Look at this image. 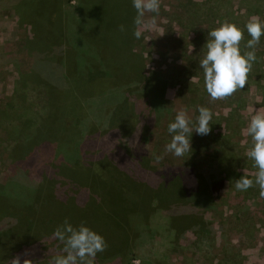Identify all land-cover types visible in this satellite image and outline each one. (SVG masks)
Wrapping results in <instances>:
<instances>
[{
	"label": "trees",
	"instance_id": "obj_1",
	"mask_svg": "<svg viewBox=\"0 0 264 264\" xmlns=\"http://www.w3.org/2000/svg\"><path fill=\"white\" fill-rule=\"evenodd\" d=\"M72 2H77L80 10L76 19L70 18L67 13ZM12 9L17 17L20 20H26L29 26L26 48L29 56L35 60L34 68L30 72L20 75L18 84L20 83L19 86L22 89L33 90L36 96L43 97L44 101L39 125L31 129L29 142L24 144L28 146V150L26 151L23 146H19V148L24 149L22 157L26 158L38 155V152L45 148H52L50 147L52 143H56L58 148L57 153L51 149L50 152L48 151L49 157L39 174L42 181H40L41 188L38 187L33 192L34 198L36 196L41 198L40 202H37V199L35 201V204L39 203V210L36 211L32 206H28L22 201L18 203L16 210L19 217H24V222L18 221L16 218V222L20 224L15 226L13 232L24 230V234H30L35 230L33 233L36 234L38 231L39 233L43 231V235L51 236L50 239H53L54 230L57 226L62 225L66 218L69 221L70 214L72 217L77 214L82 216L81 222L84 218L88 220L89 218L84 215V213L88 215L84 207H88L90 203L97 204L99 202V196L96 193L100 194L102 198L101 192H95L94 183L89 187L85 186L88 185L87 183L80 185L75 182V176L81 174L82 179L87 180L89 176L94 175L97 181H104L102 189L109 190V192L121 191V177L125 176L132 184L144 187L152 195L149 197L140 196L141 201L138 200L140 202L133 201L120 208L119 213H116L115 210L105 213L107 222L99 225L104 228L107 226L110 230L117 232V237L119 236L115 240L117 243L111 247L114 252H119L121 246L127 248L128 240L121 234L126 232L128 216L136 207V203H139V206H144L147 215L151 212V208L157 209L165 215V219L169 222V229H166V232L172 233L170 244L176 240L180 233L189 231L198 239L197 242L200 245L207 249L211 246L214 247V242L217 239L216 232L210 222L204 218L201 209L209 203L208 201L215 199L212 197V193L216 192L217 186H220L225 171L223 168L214 169L211 163L205 165V168L203 165L198 166L199 160H207L204 151L198 147L201 135L193 139L190 137L191 152L181 157L183 163L176 171H173V168L168 166L169 164L164 167L166 161L163 159L159 161L154 159L153 163L147 160L144 165L140 164L136 159L124 155L122 146L118 145L110 151L114 152L115 156L103 147L95 152L91 150L93 145L90 144V137L96 141L103 129L106 130V133H110L109 136L121 140L118 135L119 132L121 133V128L110 125L115 123L111 118L114 115L119 116L123 111L128 110L130 118L132 116L135 122L139 121L140 129L137 130L140 135L153 133L155 125L161 118L170 116L165 121L166 131L168 124L173 122L172 111L170 107H167L168 102L164 101L168 78H165L159 69H150L148 74L143 70L142 65L149 57L154 43L152 37L150 36L148 39L145 32L139 40L133 36V19L136 11L132 6V0H15ZM251 9L253 8L251 7ZM234 11L240 14L238 8H235ZM249 13L250 17L256 16L257 10H250ZM197 14L190 16L189 21L199 20ZM201 19L205 18L202 16ZM217 20L218 23L212 19L209 20L205 28L202 29V35L194 36V42H197L192 55L194 59L190 58L186 61L193 63L190 65V69H197L198 74H188V78H195L194 81L184 80L178 91L180 97L188 94L189 99H196L199 106L204 107L211 103V99L204 88V74L199 67V61L203 58L202 53L206 52L205 44L208 32L225 20L236 24L244 31V39L240 43L241 54L250 50L246 48V43L251 37L245 28L249 19L245 20L246 22H240L238 18H233L229 14L228 17L223 15L220 20L218 18ZM188 24L193 25L190 22ZM120 25H124L123 32L120 31ZM72 26L77 35V40L74 43L70 37ZM182 37L185 38V35ZM186 45L191 47L190 43ZM188 46L186 47L188 48ZM256 56L257 60L253 63L252 70L248 75L247 84L250 85L258 83L254 70L255 66L261 67L264 62V36H261L260 43L257 45ZM39 65L42 71L35 70ZM49 68L58 70V75L51 74L48 71ZM169 71L175 73V78H181L179 69ZM241 90L227 98L230 101L229 105H235L237 108H240L241 104L244 105ZM17 92L22 95L19 90ZM104 101L110 106L106 109L109 111L110 117L108 116L101 122L96 114H100L98 112H100ZM87 108H89L88 112L95 116V120L98 119V124L103 127L102 130L94 120L90 121L87 118ZM144 112H149L146 114L148 116H140ZM196 112V115L193 114L194 119L198 115L197 108ZM215 124L212 120L211 127ZM17 127L22 134H26L32 128L28 120L19 121ZM115 128L118 130L117 132L114 131ZM128 134V132L124 134L127 139L120 144L124 145L127 151L128 142L131 140V136L127 137ZM165 135H168L169 139L172 137L168 131ZM221 136L225 137V135ZM209 138L213 139L214 137L209 136ZM114 142L117 143L116 140ZM189 154L194 157V160L187 162ZM117 155L119 160L116 158ZM120 156L123 157V162L128 164H123L120 161ZM131 158L133 161H127ZM64 163L71 165L66 166ZM105 163L108 165L105 166ZM250 165L255 169L251 159ZM109 166L113 170L104 176V180L103 176H95V174L104 175V171ZM197 167L199 172L194 171ZM24 168L30 172L34 170L31 163L26 164ZM100 168L103 172L99 170ZM243 176L254 178V174ZM66 178L70 179V183L64 182ZM231 181L232 179L230 183ZM79 182L82 181L79 180ZM43 185H45V189H42ZM249 189L251 193L260 191L259 186L255 184ZM53 192L60 197L59 206L67 208L60 211L62 214L60 222H58V212L57 215L53 209H48L45 206V202L49 196L53 195ZM94 199L98 202H95ZM4 209L7 210L8 205ZM98 212L102 213L101 207ZM6 214L0 206V216ZM8 214L13 215V212L10 210ZM99 219L98 216L97 220L99 221ZM69 223L71 222L69 221ZM13 232L9 231V233ZM2 237L3 235L0 238ZM58 242L60 243L59 240ZM5 244L0 240V245H9ZM61 248L63 245L60 243L58 249ZM5 250L7 249L5 248ZM221 251L220 263H227L231 253L228 244L226 246L223 244ZM105 252L107 249L97 255H104Z\"/></svg>",
	"mask_w": 264,
	"mask_h": 264
},
{
	"label": "rangeland",
	"instance_id": "obj_2",
	"mask_svg": "<svg viewBox=\"0 0 264 264\" xmlns=\"http://www.w3.org/2000/svg\"><path fill=\"white\" fill-rule=\"evenodd\" d=\"M14 4L15 0H0V206H2L4 214L7 213L5 216H0V237L3 235L0 240L2 243L9 244L7 246L0 245V264H9V261L17 255L20 256L21 264L24 259H30L34 264H50V261L60 254L62 249H58L60 243L57 239L54 237L50 239L51 236L43 235V231L40 233L38 231L36 234L33 233L35 230L30 234H24V230L13 232L15 226L20 224L16 222V218L18 221L24 220L23 216L19 217L16 210L18 203L22 201L26 205L32 206L36 211L39 210V203L35 204V201L37 199V202H40L41 198L39 196L34 198L33 192L36 188H41L42 181L39 174L49 157L48 151L51 149L57 153L58 150L57 144L52 143L50 144L52 148H45L39 151L38 155L26 158L22 157L24 149L19 148V146H23L26 151L28 150V146L24 144L29 142L31 129L39 125L44 101L43 97L36 96L33 90L22 89L19 86L20 83L18 84L20 75L30 72L34 68L35 60L29 56L26 48L29 26L26 20H20L17 17L12 9ZM235 8H238L240 14L234 11ZM250 10H257L256 16L264 21V0H161L157 26L145 31L148 39L150 36L152 37L154 45L142 66L146 74L150 69H159L163 72V76L168 78L164 101L168 102L167 107H170L172 111V115H170L173 121L176 111L184 107L195 122L193 114H197L196 108L199 106L196 99H189L188 94L180 97L178 93L184 80L194 81L195 78H188V74H198L197 69H190V65L193 63L186 61V59H194L192 55L197 45V42H194V36L202 35V29L205 28L209 20L212 19L218 23L217 18L220 20L223 15L228 17L230 14L233 18H238L240 22H246L245 20L250 18ZM78 11H80L78 3L72 2L67 13L70 18L76 19L79 16ZM193 14L199 15V20L189 21ZM202 16L205 19L200 20ZM188 22L193 25H189ZM182 35H185V38ZM70 37L73 43L76 42L77 35L73 26L70 28ZM188 43L191 44V47L186 45ZM202 55L204 56L203 53ZM263 65L264 62L261 67L255 66L254 74H257L258 83L246 84L241 90L244 105L241 104L240 108L235 105L231 106L228 99L211 101L207 104V108L213 114L212 120L216 123L215 126L211 127L210 125L211 131L208 135L200 136L193 131L191 136L192 139L201 137L198 147L204 151L205 159H207L206 161L199 160L198 166L203 165L205 168L211 163L214 169L223 168L225 171L220 186H217L216 192L212 193V197L215 199L208 201L209 203L201 209L204 218L210 222L216 232L217 239L214 242V247L211 246L207 249L200 245L197 242L198 239L189 231L180 233L176 240L170 244L172 233L166 232V229H169V222L165 219V215L152 208L147 215L144 206H139V203H136V207L128 216L129 218L127 217L126 232L121 234L128 240L127 248L121 246L119 252H114L111 247L117 243L115 241L119 237H117V232L110 230L107 226L104 228L99 225L107 222L105 213L113 210L117 213L121 210L120 208L135 200L140 202V196L149 197L152 193L144 187L132 184L125 176L121 177L122 190L109 192V190L102 189L104 181H97L94 175L83 180L79 174L75 176V182L80 185L87 183L88 185H84L88 187L94 183L95 192L102 194L101 198L100 194L96 193L99 196V202L94 199L95 202H98L97 204L90 203L88 207H84L88 213V215L86 213L84 215L89 219L84 218L82 221L85 226L103 236L107 244V252L104 255H96L95 264H264V197L260 196V191L251 193L250 189L239 191L235 188V180L243 175L250 176L256 172V168L250 167V159L246 155L252 146L251 138L246 137L243 130L249 122L253 109L264 110ZM171 69L172 71L179 69L181 78H175V73L169 71ZM35 70L42 71L41 66H37ZM48 71L53 75H58V70L49 68ZM28 86L31 87L29 84ZM17 90L22 92V95ZM107 108L110 106L104 101L100 112H98L100 114H96L101 122L109 116ZM88 109H86L87 118L98 124V119L95 120V116L90 114ZM146 114L149 112L141 113L140 116H148ZM169 118L170 116L159 119L153 133L140 135L137 130L140 127L139 121L135 122L132 116L130 118L128 110L123 111L119 116L114 115L111 118L115 123L110 125L121 128V133H118L121 140L109 136L110 133H106V130L103 129L96 141L90 137V144L93 145L91 150L95 152L103 147L110 152L118 145L122 146L124 155L136 159L140 164L144 165L147 160L153 163L157 156H161L166 161L164 167L169 164L168 166L176 171L183 160L181 157L165 152L166 144L172 139L165 135L167 132L164 128L166 127L165 121ZM21 120H28L32 127L26 134H22L17 127ZM98 125L102 130L101 124ZM114 131L118 130L115 128ZM127 132L129 133L127 137L131 136V140L128 142V151L124 145H120L127 139L124 137ZM221 135H225V137ZM95 136L97 137L98 133ZM209 136L214 138L210 139ZM110 153L115 156L114 152ZM107 154L109 155V153ZM116 158L119 160L118 155ZM120 158L123 164H128L123 162V157L120 156ZM132 158L127 161H133ZM187 158V162L194 160L191 154L187 155ZM28 163L34 167L31 172L24 168ZM64 165L70 166L71 164L64 163ZM106 165L108 164L105 163ZM99 170L103 172L102 168ZM112 170V167L109 166L104 171V175L95 174V176H103L104 180V176L111 173ZM198 170L197 167L194 171L199 172ZM232 172L235 173L231 174ZM79 180L82 182L80 183ZM64 182L70 183V179L66 178ZM42 189H45V185L42 186ZM105 193L107 195L104 196ZM59 200L60 197L53 192V195L49 196L45 202L48 209H53L56 214L58 212V222L62 215L60 211L67 209L59 206ZM6 205H8L7 210L4 209ZM99 207H101L102 213L98 212ZM10 210L13 215L8 214ZM98 216L101 223L97 220ZM96 217L97 219H95ZM42 218L44 219L43 216ZM81 220L82 216L77 214L72 217L70 214L69 221L71 224L73 223L74 227H78L82 223ZM9 231L13 233H9ZM223 244L225 246L228 244L231 252L227 263H220Z\"/></svg>",
	"mask_w": 264,
	"mask_h": 264
},
{
	"label": "clouds",
	"instance_id": "obj_3",
	"mask_svg": "<svg viewBox=\"0 0 264 264\" xmlns=\"http://www.w3.org/2000/svg\"><path fill=\"white\" fill-rule=\"evenodd\" d=\"M161 0H132L136 11L133 19V36L141 39L146 30L157 26ZM124 31V25L119 26ZM248 35L246 48L250 49L241 54L240 43L244 39V31L236 24L224 21L218 27L208 32L206 52L199 61V67L204 74V88L211 101L224 100L241 90L248 83V75L253 63L257 60L256 48L264 36V21L259 16H251L245 24ZM163 35V34H162ZM198 115L193 122L186 108L176 111L173 122L168 124L167 131L172 139L165 146L166 153L183 157L191 152L190 137L193 131L197 135H208L211 131L213 114L204 106H197ZM246 137L252 141L246 155L254 162L256 172L254 178L241 176L235 180V188L246 191L254 184L259 186L260 196L264 197V110H254L246 128ZM157 156L156 160H161ZM53 237L63 245L60 254L56 255L50 264H95L97 253L103 252L106 241L82 222L74 227L66 218L62 225L57 226ZM9 264H21L20 256L13 257ZM22 264H34L30 259H24Z\"/></svg>",
	"mask_w": 264,
	"mask_h": 264
}]
</instances>
